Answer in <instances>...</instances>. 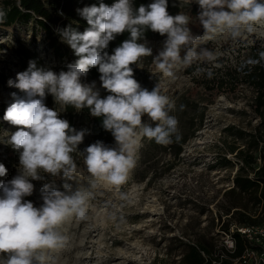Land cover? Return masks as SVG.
<instances>
[{
	"label": "clouds",
	"instance_id": "obj_1",
	"mask_svg": "<svg viewBox=\"0 0 264 264\" xmlns=\"http://www.w3.org/2000/svg\"><path fill=\"white\" fill-rule=\"evenodd\" d=\"M191 3L192 0H183ZM201 11L198 19L203 35H193L188 27L191 17L183 12H168V0H154L133 8L132 0H115L109 6L101 2L77 9L87 21L84 31L68 26L57 29L63 43L78 57L58 73L38 66L30 60L26 70L17 73L9 85L26 94L7 108L3 119L18 130L4 133L3 142L19 152V174L9 181H0V264H57L58 254L69 247L63 226L73 218L88 219V200L98 181L119 187L127 181L136 163L140 137L167 145L178 135V119L170 115L175 103L162 93L161 83L150 91L134 77L131 65H140L142 57L151 56L152 49L139 41L147 29L166 35L163 49L152 61L155 74L170 77L178 64L191 66L197 61L212 62L214 53L205 45L218 34H227L233 41L246 34L264 39V0H196ZM19 7V0H17ZM23 10V9H21ZM5 13L0 10V20ZM128 31L130 38L114 49L104 51L117 35ZM182 49H186L181 55ZM259 59L241 62L240 70L254 67ZM98 68L102 87L110 94L101 97L95 82L85 84L91 68ZM209 72L208 76L211 77ZM48 94L58 109L45 104ZM15 97L16 93H12ZM39 97V98H37ZM68 106L76 110L88 108L94 117H103L102 125L114 136L116 147L103 141L89 145L83 152L78 146L86 130L77 131L60 111ZM147 115L154 123H144ZM73 153L83 157L88 187L73 190L69 180L82 176ZM7 169L0 163V176ZM41 172L65 179L64 191L44 185L43 204L36 207L24 197L34 191L32 180H41ZM7 253L4 258L3 254Z\"/></svg>",
	"mask_w": 264,
	"mask_h": 264
},
{
	"label": "rangeland",
	"instance_id": "obj_2",
	"mask_svg": "<svg viewBox=\"0 0 264 264\" xmlns=\"http://www.w3.org/2000/svg\"><path fill=\"white\" fill-rule=\"evenodd\" d=\"M174 1L187 5L183 13L191 17L188 27L192 34L203 35L204 29L198 19L201 9L196 0L188 4L183 0ZM259 30L264 32V29ZM166 39V35H163L157 41H145L152 49V55L142 57L137 67L146 79L148 90L151 91L160 82L162 93L175 103V110L170 115L178 119V135L185 138L180 145L181 151L174 157L173 150L178 147L175 142L181 140L177 141L175 136L167 145L140 137L136 163L127 181L119 187L98 181L97 186L91 189L92 195L88 200V219L77 222L73 218L63 226L70 244L66 251L58 254L57 264H176L179 251L170 253L166 249L172 235L187 241L199 234H206L219 243L217 227L220 222L216 217V202L222 199V191L232 184L237 166L209 169L208 165L222 155L235 162V155L228 151L229 144L242 143L226 138L224 128H253L258 118L250 108L252 91L249 87L241 85L234 92L226 90L212 96L214 93L204 90L200 80L211 68L234 65L243 60L248 52L247 46L262 44L263 39L246 34L243 39L233 41L227 34H218L205 45L214 53V61L201 60L191 66L178 64L172 76L161 75L159 81V76L153 72L152 61L163 49ZM23 50L31 52L38 66L59 72L58 59L51 52L44 31L34 19L8 26L0 21V76L16 80L17 73L22 71L20 61ZM185 51L182 49V56ZM192 66L194 72L188 73ZM93 82L100 93L102 87L97 81L86 84ZM12 93H16V96ZM17 98L26 96L19 94L17 88L0 82V111L5 114ZM44 102L49 108H59L51 94ZM4 114L0 115V163L10 161L9 153H17L13 155L15 160H11L10 165L18 175L19 152L3 142L4 133L18 129L3 119ZM59 115L65 119V110L60 111ZM142 119L144 123L155 126L147 115ZM76 128L77 131L86 130L84 140L78 146L79 152H83L89 140V127L77 122ZM108 146L116 147L115 140ZM73 156L82 176L67 183L72 185L73 190L80 186L87 188L88 174L83 157L77 153H73ZM171 162L173 167L165 172L166 165ZM40 175L43 179L31 181L36 207L43 204L41 188L44 185L52 188L60 186L59 190H65L62 175L53 177L44 172ZM203 207L205 211L201 212ZM222 219L226 217L222 216ZM3 257L6 258L7 253Z\"/></svg>",
	"mask_w": 264,
	"mask_h": 264
},
{
	"label": "trees",
	"instance_id": "obj_3",
	"mask_svg": "<svg viewBox=\"0 0 264 264\" xmlns=\"http://www.w3.org/2000/svg\"><path fill=\"white\" fill-rule=\"evenodd\" d=\"M101 2L111 6L115 0H19L20 6H17V0H0V10L5 15L0 20L5 26L11 25L14 22H27L34 19L37 25L44 31L45 39L48 47L53 55L58 59L59 71L67 70L69 63H74L78 57L74 54L73 50L65 43L60 41L57 29H64L68 26L77 28L79 31H84L87 27V21L84 20L77 12V9L93 4L99 5ZM154 0H132L133 8L138 9L140 5H148ZM187 5L177 4L174 0H168V12L170 15H177L184 11ZM23 9V10H21ZM58 9L61 13L58 12ZM62 14V15H61ZM163 35L147 29L144 36L139 41H157ZM130 38V33L117 35L113 41H110L109 46L104 51L109 54L114 52L123 41ZM248 52L243 60H239L234 65H220L219 67L211 68V77L208 76L209 72L205 73V77L200 80L204 90L210 94L230 90L234 92L239 86L245 85L252 91V98L250 108L254 116L258 118V123L253 128L244 129L236 128L235 126L225 127L226 138L237 140V143L229 144L228 151L235 155L236 161H232L225 155L215 159L213 163L209 164V169L214 167L230 168L234 164L237 170L232 178V184H229L222 193V199L216 202L217 218L221 226L225 229L229 226V221L238 223H258L264 221V61L254 67L244 68L240 70L241 62L249 58L259 59V52L264 51V39L262 44L247 46ZM22 60L20 66L22 71L26 70L32 54L29 50L21 52ZM219 61L222 62V59ZM37 62V61H36ZM138 64L131 65L134 70V77L137 79L142 87H147L146 79L143 77L142 72L139 71ZM198 68V67H197ZM194 66L188 70V73L194 72ZM100 73L98 68H91L86 77H82L83 83L97 81L102 87L100 80ZM13 80L10 77L0 76V82L9 84ZM19 94L26 96L25 93L17 89ZM110 93L102 87L100 96L106 97ZM4 112L0 111V115ZM65 119L69 121L70 125L76 128V123L82 124L84 127H89V140L87 147L97 141H103L106 146L110 145L115 139L110 131L104 129L102 125L103 117H94L91 115L88 108L76 110L72 106L65 109ZM201 121V120H199ZM177 143V149L173 150L174 157L178 156L181 148L180 145L185 141V138H180ZM153 143L155 140H152ZM262 143V144H261ZM171 144V143H170ZM14 154H17L14 152ZM13 152L9 153L10 161L13 158ZM257 158L260 159V165H257ZM9 160H4L1 163L5 165L7 172L6 175L0 176V181H9L14 178L17 173L11 167ZM173 167L172 162L166 165L165 172ZM256 167H258L256 169ZM162 173V172H161ZM160 173V174H161ZM250 173L252 176H250ZM144 177V175H143ZM60 186L54 187L58 189ZM36 205L35 198L30 195L24 197ZM205 207L200 209L204 212ZM225 215L226 219H222ZM209 229L210 227L207 226ZM237 238L235 252L231 254L237 255L242 250V240L238 232H234ZM216 243L213 237L206 234H199L195 239L184 241L176 235H172L168 239L167 250L172 253L176 250L179 251V256L175 260L176 264H211L212 259H218L219 253L215 247ZM204 252L207 256L203 255ZM220 264H228L227 258H223Z\"/></svg>",
	"mask_w": 264,
	"mask_h": 264
},
{
	"label": "built area",
	"instance_id": "obj_4",
	"mask_svg": "<svg viewBox=\"0 0 264 264\" xmlns=\"http://www.w3.org/2000/svg\"><path fill=\"white\" fill-rule=\"evenodd\" d=\"M58 12L61 13L59 9ZM257 165H260L259 158H257ZM250 176H252L251 173ZM221 224L222 222L217 227L220 235L219 243L215 245L219 257L212 259L211 264H220L223 258H227L228 264H264V221L258 223L229 221L227 229ZM234 232L239 233L243 246L240 253L231 256L235 252L237 243ZM202 253L205 257L207 256L204 252Z\"/></svg>",
	"mask_w": 264,
	"mask_h": 264
}]
</instances>
